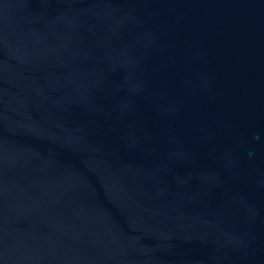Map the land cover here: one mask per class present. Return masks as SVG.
I'll use <instances>...</instances> for the list:
<instances>
[{
    "label": "water",
    "instance_id": "95a60500",
    "mask_svg": "<svg viewBox=\"0 0 264 264\" xmlns=\"http://www.w3.org/2000/svg\"><path fill=\"white\" fill-rule=\"evenodd\" d=\"M0 264H264V0H0Z\"/></svg>",
    "mask_w": 264,
    "mask_h": 264
}]
</instances>
